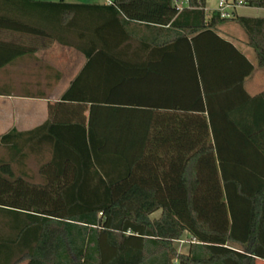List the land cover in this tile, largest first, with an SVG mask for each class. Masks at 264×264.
Segmentation results:
<instances>
[{
	"label": "trees",
	"instance_id": "obj_1",
	"mask_svg": "<svg viewBox=\"0 0 264 264\" xmlns=\"http://www.w3.org/2000/svg\"><path fill=\"white\" fill-rule=\"evenodd\" d=\"M20 1L51 5L54 40L86 61L44 123L0 134V264L264 260V90L218 128L206 102L251 70L217 26L239 24L264 67V17L209 14L206 0Z\"/></svg>",
	"mask_w": 264,
	"mask_h": 264
},
{
	"label": "crops",
	"instance_id": "obj_2",
	"mask_svg": "<svg viewBox=\"0 0 264 264\" xmlns=\"http://www.w3.org/2000/svg\"><path fill=\"white\" fill-rule=\"evenodd\" d=\"M18 1L17 3V0H0V134L12 129L31 130L44 123L48 118L49 102L61 97L86 61L84 54L75 47L54 40L60 34L58 23H53L52 13L50 14L51 5ZM64 1L97 4L112 2V0ZM218 3L219 0H206L207 13L218 10ZM187 5L188 3H183V7ZM229 10L239 15L264 17V8L261 7L238 5ZM6 18L32 24L36 30L24 25L8 24ZM236 25L239 26L232 20L223 22L217 26L216 32L237 48V52L249 62L251 70L238 85L235 84L223 93L206 95L207 115H214V125L217 128L219 123L216 116L224 114L229 107L264 90V67L257 65L255 55L246 43L247 36L244 30ZM133 46H136V43ZM208 50L210 49H200L202 53ZM77 58L79 63L76 62ZM228 76L230 77H227V83L231 85L234 82L231 78L233 75ZM216 80L220 86L223 85L224 81L216 77L213 80L215 85ZM232 132L233 148L236 151L247 150L251 163L255 164L252 147L246 143L243 146L240 135L235 129H232ZM17 264H28V261L23 260ZM256 264H264V260L258 259Z\"/></svg>",
	"mask_w": 264,
	"mask_h": 264
},
{
	"label": "built area",
	"instance_id": "obj_3",
	"mask_svg": "<svg viewBox=\"0 0 264 264\" xmlns=\"http://www.w3.org/2000/svg\"><path fill=\"white\" fill-rule=\"evenodd\" d=\"M189 0H176V6L179 9L183 8V3H188ZM238 5H242L241 0H219L218 10L221 12L222 16L230 17L233 13L229 8H235Z\"/></svg>",
	"mask_w": 264,
	"mask_h": 264
},
{
	"label": "rangeland",
	"instance_id": "obj_4",
	"mask_svg": "<svg viewBox=\"0 0 264 264\" xmlns=\"http://www.w3.org/2000/svg\"><path fill=\"white\" fill-rule=\"evenodd\" d=\"M236 27H239V26L236 25ZM239 29H241V28H239ZM251 49H252V48H251ZM252 52H253V50H252ZM253 55H254V52H253ZM77 57H78V56H77ZM76 62L79 63V58H77ZM32 163H33V162H32ZM33 164H34V163H33ZM157 215H159V212L156 213L154 216H157ZM189 240H190V238H189V236H188L186 233L181 237V239L177 240V241L175 242V244H176L178 250H179V251H182V252H184V251L186 252L187 249H188V243H189Z\"/></svg>",
	"mask_w": 264,
	"mask_h": 264
}]
</instances>
